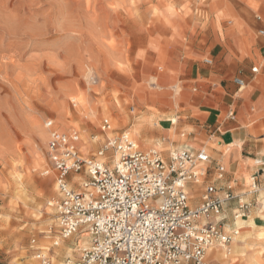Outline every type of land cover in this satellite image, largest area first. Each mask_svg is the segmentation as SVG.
Wrapping results in <instances>:
<instances>
[{
	"label": "rangeland",
	"instance_id": "1",
	"mask_svg": "<svg viewBox=\"0 0 264 264\" xmlns=\"http://www.w3.org/2000/svg\"><path fill=\"white\" fill-rule=\"evenodd\" d=\"M260 28L264 0H0V264H35L33 250L40 246L51 247L45 252L51 258L60 250L54 264L78 255L80 237L62 240L57 233L58 194L47 138H39L46 119L61 131L77 132L89 154L106 137L127 132L141 150L155 148L167 156L173 149L204 148L213 157L209 146L222 138L227 121L221 134L215 126L230 105L237 112L239 104L233 97L222 101L209 95V89L222 92L216 89L221 81L236 90L232 79L245 80L246 74L264 85ZM254 66L257 73L251 72ZM160 74L165 77L157 92L153 81ZM173 86L179 93L176 105ZM157 93L166 101L161 107L136 102L139 95ZM153 115L145 133L142 121ZM165 116L177 124L169 127ZM103 119L112 121V132H102ZM199 202V195L190 199L191 206ZM225 217L230 230L232 209ZM263 230L264 219L258 220L246 237L253 245L246 251L257 254L256 264H264ZM58 239L60 248L53 247ZM215 255L216 250L210 259ZM250 258L243 260L250 264Z\"/></svg>",
	"mask_w": 264,
	"mask_h": 264
},
{
	"label": "built area",
	"instance_id": "2",
	"mask_svg": "<svg viewBox=\"0 0 264 264\" xmlns=\"http://www.w3.org/2000/svg\"><path fill=\"white\" fill-rule=\"evenodd\" d=\"M255 17L261 21L260 15ZM257 35L264 39V28ZM204 62L211 64V59ZM251 72L257 73L258 67ZM233 83L239 90L245 86L238 76ZM234 117L229 110L226 118ZM43 127L58 194L54 203L58 237L83 235L87 240L78 255L63 264H220L210 260L208 251L228 249L238 235L236 220L245 218L252 206L248 197L264 189L258 172L241 192L231 182L218 185L225 168L210 167L205 149H173L164 156L155 149L141 150L127 132H120L84 154L77 132L61 131L53 119H46ZM101 130L113 131L108 119L102 120ZM194 195L200 202L191 206ZM230 202H235L234 226L226 230L224 209ZM33 251L35 264H52L48 253Z\"/></svg>",
	"mask_w": 264,
	"mask_h": 264
},
{
	"label": "crops",
	"instance_id": "3",
	"mask_svg": "<svg viewBox=\"0 0 264 264\" xmlns=\"http://www.w3.org/2000/svg\"><path fill=\"white\" fill-rule=\"evenodd\" d=\"M228 68L229 67L225 70L223 76H225L228 72ZM223 76L218 75L220 78ZM244 78L247 81L242 78L245 82V86L240 90L233 83V79L232 83L235 85L236 90L231 83L227 82L222 84L221 81L219 83L220 85L217 86L216 89L221 88L222 92L213 94L212 92L214 89H209V95L214 97L217 96V98L221 97L222 101L225 100V97H233L234 100L237 99V103L239 104L237 106V112L234 107V119L231 120L225 117L223 122L216 124L215 132H219L221 134L220 129L223 123L227 121V123H225L226 130L222 132V138L217 139L218 141L214 143L216 147L214 144H209L210 146L208 145L209 149L213 153V157L210 156L209 166L214 167L217 164H221L225 168L224 179L222 181H218L217 184L223 185L226 182H231L233 183L236 192L242 191L241 189L244 187L247 175L251 176L255 172L259 173V184L261 187H264V91L258 87H264V85L259 84L253 74H246L244 75ZM250 102L252 103V108L248 110L247 106L250 105ZM231 106L232 105H230L229 110H232ZM191 148H196V144L191 145ZM213 174V171H211L210 175L212 176ZM248 198L252 201V206L245 218L237 219L235 222V225L237 224V230H239V228H243L245 231H239L238 233L249 234L250 230L253 229V227H256L258 220H263L262 218L264 215H262V213L264 211V192L261 191L257 195ZM261 199H263V202H260ZM234 206L235 202L228 203L224 209V214L227 213L228 210H231ZM252 216H254L253 219L249 218ZM246 220L248 223H246ZM247 224L248 226H246ZM251 224L253 226H251ZM247 236L248 235H245L244 241L236 242L239 249L237 250L243 251L247 254L246 256H251V253L249 252V254L246 251V249L251 245L246 242ZM254 240L259 241V238ZM232 244L233 243H231L229 247H232ZM238 257L239 255L233 256L228 260V263L234 264L237 262V264H242L243 262H246H241L239 260L240 257ZM211 260L219 262L216 255Z\"/></svg>",
	"mask_w": 264,
	"mask_h": 264
},
{
	"label": "bare ground",
	"instance_id": "4",
	"mask_svg": "<svg viewBox=\"0 0 264 264\" xmlns=\"http://www.w3.org/2000/svg\"><path fill=\"white\" fill-rule=\"evenodd\" d=\"M163 77H165L164 76V74L162 75V74H160V76L156 79V81L154 82L153 81V84H154V90H157V92H159V91H161L162 90V86H161V83L164 81L162 78ZM152 80V79H151ZM172 88V90L174 91V92H176V90H177V87L176 86H173V87H171ZM151 89V88H150ZM165 90V89H164ZM170 90V89H169ZM162 92V91H161ZM177 93V92H176ZM159 94H161V93H159ZM171 94V93H170ZM178 94L179 93H177V94H175L174 93V95H173V98H171V99H173V103L176 105L177 104V101H178V99H177V97L175 96V95H177L178 96ZM163 95V94H162ZM164 96V95H163ZM166 96V95H165ZM168 96V95H167ZM138 98V101H136V102H139V103H144L145 101H151V102H154V103H158L159 104V106L161 105H164V104H166V101L165 100H163V97H161V96H159L158 95V93L156 94V96H154V97H152V98H149L147 95H145V97H144V95H139V96H137ZM171 97H172V95H171ZM179 98V97H178ZM76 99V98H75ZM166 99H167V97H166ZM181 99V98H180ZM80 100V99H79ZM170 100V99H169ZM172 101V100H171ZM170 101V102H171ZM75 102H77V101H75ZM90 103V102H89ZM81 106H83V104H81V103H79ZM157 104V105H158ZM169 104V103H168ZM173 104V105H174ZM80 106V107H81ZM156 106V105H155ZM160 106V107H161ZM74 107H75V103H74ZM158 107V106H157ZM167 107V106H166ZM75 108H77V107H75ZM85 108V107H84ZM163 108V107H162ZM77 111V113H78V110H76ZM81 111H79V113H80ZM154 112V111H153ZM88 113H90V112H88ZM93 113L94 112H92L91 113V115H93ZM82 116V115H81ZM157 117V116H156ZM110 118H111V116H110ZM158 118V117H157ZM165 118L166 119H164L163 121H164V123H166V124H168L169 125V127L170 126H174V125H176L177 124V120L174 118V117H168V116H165ZM143 119V118H142ZM152 119H154V115H153V117L152 116H147V117H144V119H143V121H142V131H144L145 133H147V132H149L150 130H148V127L149 126H151L153 123H152ZM110 123H112V121L110 122ZM155 123V122H154ZM114 126V125H113ZM155 127V126H154ZM160 128V127H159ZM172 128V127H171ZM62 130V129H61ZM172 130H174V129H172ZM171 130V131H172ZM160 131V130H159ZM158 131V132H159ZM143 132V133H144ZM156 132H157V130H156ZM47 133V131H43V130H41L40 129V131H39V138H43V139H45V138H47V136L46 135H48V134H46ZM129 135L131 136V133H129ZM81 141H82V146L80 147L81 148V151L82 152H84V153H87V150H88V144H87V141H85V140H83V139H80ZM136 142V144L138 143L137 141H135ZM138 147H140L139 145H137ZM155 147H158V145H155ZM155 149V148H154ZM155 150H157V151H160L161 152V150H158V149H155ZM188 150V149H187ZM18 184H20V189L22 190V182L21 183H18ZM20 190V191H21ZM51 203V202H50ZM49 203V204H50ZM262 205V204H261ZM263 207V206H262ZM264 209V208H263ZM250 218V217H249ZM263 219H264V216H263ZM247 221V220H246ZM243 222H244V220H243ZM249 222H252V221H249ZM246 223H248V221L246 222ZM250 224V223H249ZM236 226H237V224H236ZM246 226H248V224L246 225ZM251 226H253L252 224H251ZM251 226H250V228H251ZM239 227V226H238ZM239 231H245L243 228H239V230H238V232ZM264 231V230H263ZM262 232V231H261ZM248 233H246V234H244V233H238V235H236L234 238H233V240H232V242L231 243H233L232 244V247H228V249H221V248H218V247H212V248H210V250L208 251V255H209V258L211 257L210 255L212 254V253H214V251L216 250L217 252H216V258L219 260V262H220V264H229L228 263V260L229 259H231L233 256H235V255H239V257H240V259L239 260H241L242 262L243 261H245V260H243L244 259V257L247 255V254H245L243 251H238L239 249H238V247H237V244H236V242L237 241H244V238H245V235H247ZM264 236V235H263ZM80 238L79 239H81V240H79V241H81L80 242V247H79V249L80 248H82V247H84L85 245H86V243H87V240H86V238L85 237H83V235L82 236H79ZM262 237V236H261ZM260 238V237H259ZM71 239V238H70ZM234 241V242H233ZM77 242V241H76ZM246 245V244H245ZM244 245V246H245ZM253 246V245H252ZM59 247V246H58ZM241 247V246H240ZM239 247V248H240ZM60 248V247H59ZM251 248V247H250ZM238 249V250H237ZM253 249V248H252ZM50 250H51V247H49V246H40V251H42V252H50ZM59 249H57V251H55L54 252V254H53V256H52V258H51V260H52V262H53V264L55 263V255H57L58 253H59ZM79 251V250H78ZM248 256H250V255H248ZM247 256V257H248ZM238 257V258H239ZM214 258V257H213ZM213 258H211V259H213ZM210 259V260H211ZM251 260H250V264H256L257 263V254L255 253V254H252L251 255V258H250ZM249 260V259H248ZM246 264H247V262H245ZM59 264H62V263H59Z\"/></svg>",
	"mask_w": 264,
	"mask_h": 264
}]
</instances>
